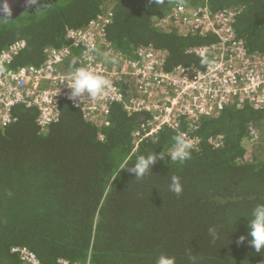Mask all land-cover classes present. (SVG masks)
Instances as JSON below:
<instances>
[{"label": "trees", "instance_id": "obj_1", "mask_svg": "<svg viewBox=\"0 0 264 264\" xmlns=\"http://www.w3.org/2000/svg\"><path fill=\"white\" fill-rule=\"evenodd\" d=\"M14 18H0V52L26 41L13 66L40 64L51 46L66 43L67 27H81L109 7L114 18L107 40L131 58L136 50L166 51V70L182 65L197 71L211 57L197 49L216 42L158 23L177 5L233 8L235 28L251 54H264V0H42ZM193 48L194 50H190ZM202 59L208 63L202 64ZM60 120L41 132L34 108L16 106L15 121L0 126V264H20L12 247L38 253L43 264L65 257L91 264H155L161 253L176 264H264V252L237 241L246 236L252 208L264 202V153L249 155L248 138L257 128L264 138V108L230 103L220 114L203 117L194 132L201 142L183 165L159 160L142 180L126 168L135 157L169 151L177 132L163 129L133 152V131L147 114H127L114 105L112 124L85 120L63 102ZM192 133V132H191ZM217 138L219 145L209 142ZM263 152V151H261ZM166 159H170L167 157ZM183 184L180 196L169 191L170 178ZM217 230L214 238L209 228Z\"/></svg>", "mask_w": 264, "mask_h": 264}, {"label": "built area", "instance_id": "obj_2", "mask_svg": "<svg viewBox=\"0 0 264 264\" xmlns=\"http://www.w3.org/2000/svg\"><path fill=\"white\" fill-rule=\"evenodd\" d=\"M113 18L111 6L84 26L67 27L66 43L48 47L43 62L37 65L13 66L17 55L26 48L25 40L5 47L0 52V126L14 122L13 110L22 105L37 111V126L46 132L60 120L63 102H69L85 120L107 128L112 124V108L118 104L129 115H148L133 131V152L140 142L163 129L179 130L182 122L189 127L183 133L197 148L201 138L194 132L203 117L220 114L233 102L264 108V54H251L245 41L237 36V12L233 8L213 11L208 6L177 5L158 19L159 24L179 31L216 37L213 44L197 49L211 57L208 65L197 71L182 65L166 70V51L153 47L140 48L131 58L107 40ZM113 57L116 62H109ZM79 67L107 78L111 87L95 99H72L67 80ZM250 132L249 144L258 142L261 135L257 128ZM209 142L219 145L217 138H209ZM11 251L20 264H43L38 253L25 246H14ZM56 264L91 263L60 257Z\"/></svg>", "mask_w": 264, "mask_h": 264}, {"label": "clouds", "instance_id": "obj_3", "mask_svg": "<svg viewBox=\"0 0 264 264\" xmlns=\"http://www.w3.org/2000/svg\"><path fill=\"white\" fill-rule=\"evenodd\" d=\"M32 2H36V0H32ZM150 2L155 6H159L164 3V0H150ZM3 12L5 14L0 16L8 17L11 15V10L6 5ZM89 51H95V49H89ZM109 62L115 63V57L111 58ZM201 63L206 64L208 61L202 59ZM67 86L71 89L72 99L85 97L95 99L102 96L104 91L111 87V82L86 67H79L74 70L71 78L67 80ZM172 140L173 143L169 151L163 149L160 152L152 151L147 155H137L134 160H131L134 161V164L129 166L130 163L126 160L121 165L120 170L126 168L135 175L137 180H142L146 174L153 172V167L159 160H165V163H169L170 161L171 166L175 164L183 165L191 159L196 146L193 140L189 139L183 132H177ZM167 157H170V159H166ZM169 191L177 196L183 193V184L178 175L171 176ZM247 216L250 217L247 237L241 236L237 242L242 244L246 238L250 237L248 239L249 246L253 247L257 253L264 252V202L257 203ZM209 233L215 238L217 234L216 228L210 227ZM188 260L189 264H197V257L195 255H189ZM155 264H176V258L167 253H161L156 258Z\"/></svg>", "mask_w": 264, "mask_h": 264}, {"label": "water", "instance_id": "obj_4", "mask_svg": "<svg viewBox=\"0 0 264 264\" xmlns=\"http://www.w3.org/2000/svg\"><path fill=\"white\" fill-rule=\"evenodd\" d=\"M40 1L42 0H36V2H32V0H0V15L5 14L3 12L5 5L8 6L11 10L10 16H0V18H14L25 10H32L33 8H37L36 3L38 2V4L41 5Z\"/></svg>", "mask_w": 264, "mask_h": 264}, {"label": "rangeland", "instance_id": "obj_5", "mask_svg": "<svg viewBox=\"0 0 264 264\" xmlns=\"http://www.w3.org/2000/svg\"><path fill=\"white\" fill-rule=\"evenodd\" d=\"M247 144H249V142ZM247 148H248V150H250L249 155L253 154L254 149H258L259 153H262L261 155H263V153H264V138L260 137V140L258 142L254 143V144H249L247 146ZM261 151H263V152H261Z\"/></svg>", "mask_w": 264, "mask_h": 264}]
</instances>
